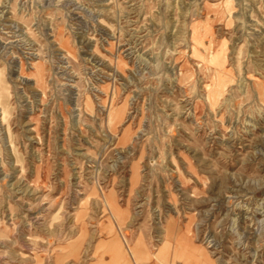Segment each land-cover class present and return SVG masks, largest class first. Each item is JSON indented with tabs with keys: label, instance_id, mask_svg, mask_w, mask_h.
<instances>
[{
	"label": "rangeland",
	"instance_id": "rangeland-1",
	"mask_svg": "<svg viewBox=\"0 0 264 264\" xmlns=\"http://www.w3.org/2000/svg\"><path fill=\"white\" fill-rule=\"evenodd\" d=\"M116 239L264 264V0H0V264Z\"/></svg>",
	"mask_w": 264,
	"mask_h": 264
},
{
	"label": "bare ground",
	"instance_id": "bare-ground-1",
	"mask_svg": "<svg viewBox=\"0 0 264 264\" xmlns=\"http://www.w3.org/2000/svg\"><path fill=\"white\" fill-rule=\"evenodd\" d=\"M165 247V246H164ZM164 247L162 251L164 250ZM160 251L161 255L163 256L164 260H166V255ZM191 251V250H190ZM142 249L136 248V246L132 249V253L135 255L134 258H130L127 254L125 248H123V245L121 242H115L111 249H109V255H111V262L110 264H150L152 263L151 256L149 255V251L146 253V258H143ZM194 257V256H193ZM100 264H106L104 260L101 261Z\"/></svg>",
	"mask_w": 264,
	"mask_h": 264
},
{
	"label": "crops",
	"instance_id": "crops-1",
	"mask_svg": "<svg viewBox=\"0 0 264 264\" xmlns=\"http://www.w3.org/2000/svg\"><path fill=\"white\" fill-rule=\"evenodd\" d=\"M111 231V233L113 232V230H110ZM120 239H116L115 241H114V243L115 242H117V241H119ZM112 245H113V243H112ZM135 246H136V244H135ZM124 247H125V245H124ZM134 247V246H133ZM132 245H130V247H125V250H126V252H127V254L129 255V257L132 259L133 257H132Z\"/></svg>",
	"mask_w": 264,
	"mask_h": 264
}]
</instances>
